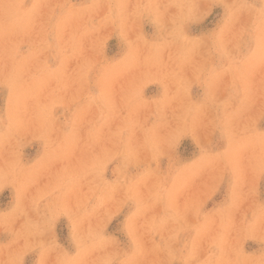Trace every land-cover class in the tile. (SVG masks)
<instances>
[{
	"label": "rangeland",
	"instance_id": "obj_1",
	"mask_svg": "<svg viewBox=\"0 0 264 264\" xmlns=\"http://www.w3.org/2000/svg\"><path fill=\"white\" fill-rule=\"evenodd\" d=\"M0 264H264V0H0Z\"/></svg>",
	"mask_w": 264,
	"mask_h": 264
}]
</instances>
